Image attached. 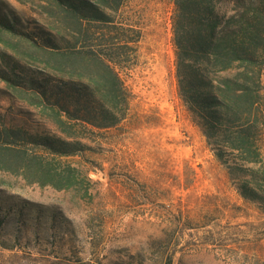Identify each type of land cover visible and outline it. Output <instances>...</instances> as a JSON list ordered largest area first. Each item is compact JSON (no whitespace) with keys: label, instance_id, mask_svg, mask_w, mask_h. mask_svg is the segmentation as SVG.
<instances>
[{"label":"rangeland","instance_id":"obj_1","mask_svg":"<svg viewBox=\"0 0 264 264\" xmlns=\"http://www.w3.org/2000/svg\"><path fill=\"white\" fill-rule=\"evenodd\" d=\"M2 1L24 29L115 59L126 103L114 127L67 122L87 147L77 155L27 149L53 179L36 165L30 175L26 159L0 163V264H264V215L239 197L178 99L172 0H108L119 3L112 26L89 25L78 41L37 0ZM2 54L45 65L14 34L0 36L3 66ZM1 119L60 135L0 80Z\"/></svg>","mask_w":264,"mask_h":264},{"label":"trees","instance_id":"obj_2","mask_svg":"<svg viewBox=\"0 0 264 264\" xmlns=\"http://www.w3.org/2000/svg\"><path fill=\"white\" fill-rule=\"evenodd\" d=\"M37 1L68 35H79L76 41L85 37L89 25L113 23L119 9L118 2L111 5L108 0ZM172 5L178 99L239 197L264 215V0H172ZM3 34L30 42L45 65L34 70L2 54L0 80L60 135L32 132L1 119L0 163L16 167L26 159L24 168L30 175H36L37 166L42 177L53 179V168L40 163L35 154L28 156L27 149L74 156L87 147L67 122L94 129L117 125L126 103L115 71L119 64L92 49L81 54L61 42L57 32L54 38L43 29H24L0 0Z\"/></svg>","mask_w":264,"mask_h":264}]
</instances>
